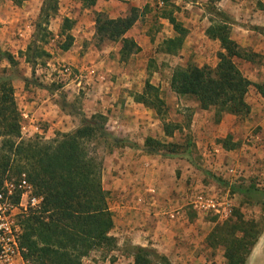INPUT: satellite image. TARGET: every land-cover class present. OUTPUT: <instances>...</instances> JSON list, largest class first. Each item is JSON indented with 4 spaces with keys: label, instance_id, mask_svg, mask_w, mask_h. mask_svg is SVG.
Here are the masks:
<instances>
[{
    "label": "rangeland",
    "instance_id": "374dc122",
    "mask_svg": "<svg viewBox=\"0 0 264 264\" xmlns=\"http://www.w3.org/2000/svg\"><path fill=\"white\" fill-rule=\"evenodd\" d=\"M23 1L26 0H11L13 6H20ZM56 1L57 15L46 24L41 23L46 32L39 35L35 33L38 17L20 23L14 15V8L8 10L10 22L0 24L6 27L2 33L12 41L17 43L26 37L23 48H14L12 41H7L8 46L1 45L0 52L13 55L18 72L25 77L31 78L33 67L35 79L45 87L27 86L22 82L12 84L15 102L21 113L20 135L23 141L47 143L61 134H72L81 127L80 113L87 118L102 115L106 118V131L115 137L129 138L139 145H143L147 138L183 148L189 144L198 165L215 177L230 184L251 185L264 190L262 126L250 127L245 122L247 116L237 114L243 123L241 129L225 135L224 116L217 120L213 111L201 110L195 98L176 95L169 87L172 72L177 67L193 65L213 68L218 63L220 45L217 40L208 39L205 31L219 19L213 13H207L206 0L194 3L154 0L153 5L138 10L139 14L148 17L147 44L151 50L143 57L131 56L127 60L120 59L119 44L105 42L98 45L94 31L90 38L91 27L84 28L90 40L85 39L83 43L79 40V44L82 43L80 52L72 54L71 47L69 57L62 59L61 52L66 51L59 47L65 43L67 35L72 36L73 43V35L78 38L81 32L76 23L83 13L82 8L76 6L80 0H74L72 7L66 6L64 0ZM157 1H162L163 5L160 6ZM242 2L245 5L243 8H232L233 3L227 0L221 7L230 5L234 15L241 18L237 23L249 31H240L243 37L248 36L244 41L253 45L264 44V40L257 36L260 33L264 37V3L261 0ZM33 6L41 9L42 0H33L28 8ZM217 8L221 10L220 6ZM68 12L71 18L64 16ZM167 14L174 15L188 31L181 49L172 56L161 53L162 42L175 36L171 25L167 21H160ZM142 16L139 19L141 25ZM65 17L71 20V27L61 32ZM83 17L94 20V14ZM228 21L235 32L236 22L229 17ZM28 47L31 49L29 54L26 52ZM245 50L252 55L253 64L264 66L263 55L250 52L253 50L251 47ZM57 52H60V56H57ZM42 53L43 56H40ZM29 57L31 60L27 63ZM107 58L108 63L104 61ZM8 68V63L0 56V73ZM64 68H68V72H64ZM147 81L158 89L159 97L165 103L163 112L136 101L137 95L143 94ZM24 92L35 93L42 99L49 98V109L44 107L38 111L43 114L38 124L23 114L28 111L24 109L28 98L20 101ZM145 98L149 99V95H145ZM63 101L69 107H61ZM65 115L75 119L63 118ZM43 117L53 122L59 118L61 124L69 125V121L75 124L74 127L70 125L69 132L63 133L49 129V123L42 122ZM165 129L172 131V134H165ZM250 133L263 135L262 142H257L260 146L263 144L259 152L249 148ZM91 143L103 159L102 187L108 193L113 221L109 236L115 240V244L107 249L91 250L82 258L81 264H134L133 255L137 248L164 257L168 264H264V206L255 205L240 195L230 194L183 159L163 158L132 148L108 152L102 141ZM233 145L237 148L227 150L226 147ZM233 150L236 151L232 153ZM240 151L245 160L252 156L253 161L247 162L248 167L237 163ZM244 154L249 155L246 158ZM231 168L235 174L228 172ZM9 175L10 179L5 181L17 180V176ZM125 211L136 213L137 226H132L133 219H127L130 223L124 221L122 215ZM154 213L163 222L159 229L153 226L155 229L146 237L148 241H142L143 234L139 238L138 232L146 224L150 225L148 221H157L153 218ZM162 225H166L165 229ZM157 237L158 243L154 241ZM148 259L151 264H161L152 255Z\"/></svg>",
    "mask_w": 264,
    "mask_h": 264
},
{
    "label": "trees",
    "instance_id": "16d2710c",
    "mask_svg": "<svg viewBox=\"0 0 264 264\" xmlns=\"http://www.w3.org/2000/svg\"><path fill=\"white\" fill-rule=\"evenodd\" d=\"M185 1L194 3L197 0ZM219 1L221 0H206L205 4L207 13H213L220 20L213 22L214 25L206 32L210 39L217 40L220 45L217 65L213 68L193 65L177 67L169 82L173 93L195 98L200 109L213 111L217 120H221L225 114L235 115L241 112L251 86L235 64V58L253 61L252 55L241 50L227 37L230 23L227 15L217 8ZM56 2L42 0L39 22L35 24V33L38 35L46 32L41 23L46 24L57 15ZM80 2L83 8L90 9L96 0ZM165 18L172 26L175 36L162 42L161 53L172 56L181 49L188 31L172 14L165 15ZM138 19V9L134 7L126 16L115 19L95 12V41L98 45L105 42L119 44L120 59H129L140 51L137 43L126 37ZM70 24L69 18H63L61 32L69 30ZM72 44V36L67 35L65 43L59 49L68 51ZM30 51L28 47L26 52L29 54ZM0 56L9 65L8 69H3L0 73V187L5 180L10 179L9 174L17 176V179L24 175L34 195L42 197L37 209L19 218L22 229L20 245L24 249V257L31 264H81L82 258L91 250L107 249L115 244V240L109 236L113 221L108 206V193L102 187L103 159L98 155V149L93 147L92 141H102L108 152L112 149L132 148L163 158L183 159L230 194L240 195L255 205L264 206L263 189L230 184L215 177L198 165L189 144L183 148L177 144H164L147 138L143 145H139L129 138H119L108 133L105 129L106 118L102 115L87 118L80 113L81 127L72 134H61L47 143L23 141L20 135L21 113L15 102L12 84L20 81L27 86L45 87L35 79L33 67L31 78H28L18 72L13 55L1 51ZM26 60L30 63L31 59L29 57ZM256 88L264 96V83L257 84ZM145 95H149V99ZM136 101L159 112H163L165 108L158 89L149 81L145 83L143 94L137 95ZM61 107L69 105L63 101ZM164 132L172 134L168 129ZM234 147L236 146L226 148L231 150ZM178 148L181 150L178 151ZM149 255L161 264H168L164 257L142 248L136 249L134 264H151Z\"/></svg>",
    "mask_w": 264,
    "mask_h": 264
},
{
    "label": "crops",
    "instance_id": "0c3cea01",
    "mask_svg": "<svg viewBox=\"0 0 264 264\" xmlns=\"http://www.w3.org/2000/svg\"><path fill=\"white\" fill-rule=\"evenodd\" d=\"M33 0H26L23 1L22 4L19 5H12L11 0H0V24H6L10 22V15L8 10H11L14 8V15H16V17H18V20L20 23L25 22L27 20L31 19H36L39 15L40 9L36 8L33 6V8H28L29 6H31ZM153 1L154 0H96L95 5L90 8V9H85L82 7L81 2H77L76 6L79 8H82V16L78 18V21L76 23V26L78 29H80V35L78 36V38L73 35V37L75 38V41L73 43V46L71 48V50H73L72 54H74L75 52L81 50L82 48V43L86 40H90V38H92V34L94 31V20L93 18H85L83 16H85L86 14H94L95 12H99L104 14L106 17H108L109 19H115V18H119V17H124L126 16L131 8H136L138 10H142L146 5H153ZM226 1V0H221L217 3V6H220L221 8V12L225 13L231 20L232 22H236V28L237 30L235 32H233L231 30V25L228 26V30H227V37L232 40L233 42H235L237 44V46L241 49L246 51L245 49H247V47H251L253 50L250 51L252 53L255 54H261L264 56V44H259V45H253L250 43H248L247 41H244L248 38V36L245 38L241 35L242 33H240V31L242 32H248L247 28H245L242 25H239V23H237L239 21V19H241L240 17H237L234 15L233 10L231 9V6L226 4V6L223 8L221 7V4ZM228 2L233 3V7L232 8H239L241 6V8H243L245 5L244 2L240 3L241 0H227ZM158 2V1H157ZM262 3H264V0H261ZM64 3L66 4V6L72 7V4H74V0H64ZM159 3V2H158ZM160 6L163 5V2L160 1L159 3ZM264 7V6H263ZM31 9V10H30ZM71 14L68 12L66 13L64 16H67L69 18H71L70 16ZM140 16H142L141 14H139V19ZM174 17V15H173ZM261 18V16H259ZM77 18V17H76ZM175 18V17H174ZM138 19V21L135 23V25L127 32L126 37L128 38H132L137 45L140 48V51L133 55V57L139 58V57H143L145 55H147L148 53H150L151 50V46H149L147 44V30H148V26H147V19L148 17L145 16L143 14L142 16V25L141 23L139 24L140 20ZM176 19V18H175ZM177 20V19H176ZM160 21L163 23L165 21H168L167 18H161ZM178 21V20H177ZM179 22V21H178ZM240 22V21H239ZM234 23L232 24V26L234 25ZM87 24V25H86ZM20 24H19V29H20ZM85 27H91V31L89 32L90 38L86 35L88 33L85 32L84 28ZM172 27V26H171ZM261 27H259L257 29L260 30ZM6 29L5 26H0V46H8V42L12 41V38H10L9 36H5L4 33H2V31ZM173 30V28H172ZM187 30V29H186ZM207 30V29H206ZM206 34V31H205ZM175 35V33H174ZM188 35V34H187ZM206 36L208 37V35L206 34ZM257 36L261 39L264 40V37L260 34L257 33ZM187 37V36H186ZM208 39H210L208 37ZM26 37L23 40H19L17 41V43L15 41H12V47L14 48H23V46H25L26 44ZM82 43L79 44L80 41ZM211 41H216V40H212ZM8 41V42H7ZM17 45V46H15ZM221 50V49H220ZM61 52V51H60ZM57 52V56H60L59 53ZM63 56L62 59H66L69 57V51L66 52H61ZM163 54V53H162ZM106 63H108L107 61L108 58L106 60ZM235 64H237V62L239 64H241V67L239 66V64H237L239 70L241 71V73L243 74V76L250 81L251 86L248 89V92L245 96V100H244V106L241 110V112H239L238 114H245V116H247L245 122L246 124H249L250 127H257V126H262V130L260 131L261 133H264V96H262L257 88L256 85L257 84H261L264 83V66L262 67H258V65L253 64V62L251 61H247L244 59H236L234 60ZM108 65V64H107ZM217 65V63H216ZM215 65V66H216ZM20 84L21 82L19 81H14L13 83ZM25 98H28L26 100V104L24 105V109L28 110L27 113H23L24 116H29V119L31 122H33L34 124H38L40 121V116H42L43 114L39 113V109L43 110L44 107H46V109H49V98H38L37 95L35 93L32 92H24L22 95V98L20 99L23 100ZM54 106V105H53ZM235 115H230V114H225L223 121L226 122L225 128L223 129V134L228 135L230 133H234L236 130L241 129L240 127L242 126L243 123L240 122V118ZM63 118H68L69 120L72 118L73 120L75 119L74 117H71L70 115H65L63 116ZM47 121L50 125L49 129H53V130H57L59 132H69L70 130V125L72 127H74V121H69V125L67 124H61V119H57L55 122L52 121V119H47L45 117L42 118V122ZM248 121V122H247ZM41 122V121H40ZM67 123V121H66ZM41 125H43V123H41ZM249 141H250V145L247 144V146L251 149V150H255L257 152L260 151V148L263 144L260 143L258 144L257 142H262L263 139V135L260 134H249ZM254 143V144H252ZM243 147H246L243 143H242ZM237 148V147H235ZM243 150V148L241 149ZM236 150H233V152H235ZM247 155L249 154H244V156L247 158ZM258 157V156H255ZM248 161H253L252 160V156H249L248 159H243L241 157V151L239 153V159L237 161L240 162V165L242 166H247V162ZM238 167V165H237ZM155 214V213H154ZM124 218V221H127L128 218H130L132 221L131 223L132 226H137L138 223L136 221V219L138 218L135 212H129V211H125L124 214L122 215ZM157 214L154 215L153 218L157 219V221L153 222L154 220L148 221V224L143 228H140L141 230L138 232L139 238L141 237V234H143V238L142 241H148V239H146L147 236H149V234L151 233V231H153V229H159V225L162 224V220L160 218H158ZM159 219V220H158ZM162 221V222H161ZM130 223V222H129ZM145 225V223L143 224V226ZM166 225H162V228H164ZM165 229V228H164ZM147 230V231H146ZM150 232V233H149ZM155 233V232H154ZM145 236V238H144ZM154 239V238H153ZM154 241H156V243H158V237L156 239H154ZM257 242L255 244V248L258 246ZM154 245V244H153ZM144 246V245H142ZM157 246V245H154Z\"/></svg>",
    "mask_w": 264,
    "mask_h": 264
},
{
    "label": "built area",
    "instance_id": "2783aa9c",
    "mask_svg": "<svg viewBox=\"0 0 264 264\" xmlns=\"http://www.w3.org/2000/svg\"><path fill=\"white\" fill-rule=\"evenodd\" d=\"M64 68V72H68ZM229 173L235 174L234 169ZM14 197L17 199L14 200ZM42 197L33 193L31 185L24 176L16 181H5L0 187V264H31L24 257L20 245L22 233L19 218L37 209Z\"/></svg>",
    "mask_w": 264,
    "mask_h": 264
}]
</instances>
